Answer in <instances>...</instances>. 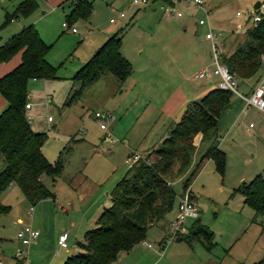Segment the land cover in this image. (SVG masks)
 <instances>
[{"label":"rangeland","instance_id":"rangeland-1","mask_svg":"<svg viewBox=\"0 0 264 264\" xmlns=\"http://www.w3.org/2000/svg\"><path fill=\"white\" fill-rule=\"evenodd\" d=\"M19 1L0 0V44L22 27L33 24L49 45L46 59L55 67L56 76L28 84L32 107L25 112L30 116V126L47 134L43 154L51 162L60 155L63 171L53 186L51 178L42 179L48 188L54 189L55 198L30 204L14 183L0 192V203L9 206L6 213L0 214V257L5 255L10 264H16L12 258L14 250L22 248L28 264H60L79 250L77 242L87 229L95 226L100 208L110 205L108 194L132 165L125 142L132 146V142L144 139L143 142L156 146L158 136L165 138L180 120L184 108L215 87L218 77L209 76L212 85L206 83L209 77L194 78L200 69L213 65L210 40L204 36L208 24L197 23L199 12L188 2L180 4L182 14L177 16L175 11L165 12L153 1L143 5L132 0H88L90 15L62 27L67 21L68 7L36 0L34 11L3 24L5 14L11 15ZM256 1L224 0L220 12L210 11L211 27L216 14L224 21L222 25H213L221 32V55L229 54L244 39ZM120 13L124 16L119 17ZM200 16L204 17V13L200 12ZM110 18H115V22H109ZM71 27L76 31L72 32ZM114 33L120 34L119 51L129 62V75L119 81L105 71L82 86L74 73ZM256 79H251L250 84H255ZM194 89L200 92L192 94L182 108L167 114L180 102L181 92ZM72 96L75 97L69 101ZM231 100L235 107L222 114L217 127L219 142L227 153L223 172H217L213 160L206 159L185 187L183 175L169 179L178 195L189 187L191 194L197 196L198 222L212 232L211 246L203 241L205 233L197 228L187 230L192 233L190 243L166 239L167 226L176 215L177 199L161 220L148 227L144 239L120 252L112 264H258L263 259L264 214H256L244 204L236 188L257 173L264 179V112L245 108L235 95ZM95 111L114 116L107 122V133L100 129ZM201 138L202 134L197 133L193 142H208ZM199 145L190 169L208 146ZM2 166L0 155V169ZM68 179L75 184L73 188L67 185ZM30 207L33 210L28 214ZM83 217L86 222L81 227ZM23 224L41 229L39 238L26 247L14 240ZM185 225L187 228V221ZM63 227L68 233V246L60 249L54 229ZM162 239L166 242L159 247ZM147 243L151 246L147 247Z\"/></svg>","mask_w":264,"mask_h":264},{"label":"trees","instance_id":"trees-1","mask_svg":"<svg viewBox=\"0 0 264 264\" xmlns=\"http://www.w3.org/2000/svg\"><path fill=\"white\" fill-rule=\"evenodd\" d=\"M62 4L68 6L67 25L79 18L86 19L91 13V2L88 0H65ZM36 8V0H21L11 15L5 14L3 24L19 15L27 16ZM244 35V39L229 54L221 56L223 64L243 84L258 78L263 68L264 16L255 25L250 23ZM120 40L119 33L108 36L73 77L84 86L107 71L115 79L123 81L130 73V65L119 51ZM48 49L49 45L39 36L33 24L22 27L0 44V62L21 52L20 62L0 76V95L6 101L0 111V155L3 160L0 192L14 183L33 205L53 196L42 177L54 180L63 170L60 155L51 162L41 152L47 134L32 129L25 112L29 81L56 76L55 67L46 59ZM231 95V92L215 86L199 100L190 102L160 144L133 162L127 173L115 183L109 194L110 205L103 207L95 226L83 233L82 240L77 242L79 250L60 264H112L120 252L128 251L142 241L148 227L174 207L179 195L169 182L170 178L183 175L182 186L185 187L206 159H212L216 171L222 173L225 153L218 147L217 121L229 105ZM74 97H70L69 101ZM197 133L202 134L201 139L208 140V146L190 169L191 158L196 151L193 138ZM236 191L242 195L243 203L256 214H264V179L260 173L247 182L243 181ZM8 210L9 206L0 203V214ZM196 224L197 229L205 233L203 241L210 246L212 232L199 222ZM261 227L264 231V225ZM189 233L178 234L175 238L189 242L192 239V233Z\"/></svg>","mask_w":264,"mask_h":264},{"label":"built area","instance_id":"built-area-1","mask_svg":"<svg viewBox=\"0 0 264 264\" xmlns=\"http://www.w3.org/2000/svg\"><path fill=\"white\" fill-rule=\"evenodd\" d=\"M149 1L152 0H132L134 4H147ZM190 3L192 4L199 12L197 16V23L198 24H208V29L204 33L206 39L210 40V49L209 54L212 60L213 67L210 68L208 66L200 69L197 73H195L194 78H208L210 75L218 76L217 86L223 90H227L238 97L241 102L245 106H252L261 111H264V63L263 68L261 70V76L258 81L254 84V86L248 92H242L238 89L239 81L235 78V76L227 69V67L223 64L221 60V53L223 47L219 40V32H216L212 29L209 25V14H210V7L209 2L210 0H164V4L162 6L163 11L165 12H173L177 16L182 14L181 9L179 7L180 4L184 5L183 3ZM178 5V7H177ZM200 12L204 13V17L200 16ZM239 12H237L238 14ZM123 16V13L119 14ZM264 16V0L261 2L259 6L258 12H254L253 15L250 17V23L255 25V23L260 20V18ZM110 22H114L115 18H110ZM63 26L67 27V23H62ZM71 30L74 31L75 28L71 27ZM263 57V56H261ZM30 102L25 103V108L30 107ZM94 118L99 120V127L102 130H106L107 122L112 121L114 116L109 112H101L95 111ZM28 121H30V116L27 117ZM47 120L50 121L51 117L48 116ZM131 159L132 162L138 160L139 153L131 152ZM129 157V156H128ZM32 207L29 208L28 213ZM199 216V207L195 202L194 198L191 197V191L189 187H187L179 196H178V204H177V212L174 219L168 224L167 226V234L166 239L172 240L178 234L184 233L186 230V221L189 219H195ZM39 231L37 229L32 228L29 224H23L19 230L16 232V238L18 239L20 245L22 247L28 246L32 241L36 239L38 236ZM67 236L68 233L63 231L58 239L57 243L59 247L65 248L67 247ZM147 246H151V244L147 243ZM2 251L0 250V254ZM13 259L19 264H28L26 257L24 256V251L22 248H16L13 253ZM0 264L3 262L0 260Z\"/></svg>","mask_w":264,"mask_h":264},{"label":"crops","instance_id":"crops-1","mask_svg":"<svg viewBox=\"0 0 264 264\" xmlns=\"http://www.w3.org/2000/svg\"><path fill=\"white\" fill-rule=\"evenodd\" d=\"M45 1H50V3L52 4V5H55V4H59L62 8L64 7V6H66V5H64V4H62L63 2H65V0H45ZM153 2H155V3H158V5L159 6H161V9H162V6H163V4H164V0H152ZM223 1L224 0H210V2H209V7H210V11L212 12V10H215V12L217 13V12H220V8H221V4L223 3ZM68 7V6H67ZM214 12V13H215ZM237 13V12H236ZM239 14V13H238ZM124 16V15H123ZM123 16H120L119 15V17H123ZM13 19H11L10 21H12ZM110 22V21H109ZM115 22V21H114ZM111 23H113V22H111ZM222 24H224V21H223V18H222V16H220L219 14H216V15H214V17H213V24H212V29L214 30V31H216V32H219V34H221V32L220 31H217V30H215L216 28H214L215 26H219V25H222ZM213 25H214V27H213ZM62 27H65V26H63L62 25ZM72 31V30H71ZM74 31H76V30H74ZM74 31H72V32H74ZM20 56H21V52L19 51V52H17V53H15L9 60H7V61H3V62H0V76H2L3 74H5L6 72H8L9 70H11L13 67H15L19 62H20ZM218 77V76H217ZM45 80H49V79H45ZM31 81H38V79H32V80H30V82H29V85H30V83H31ZM95 81V80H94ZM217 82H218V79H217ZM208 85L209 84H213V80L209 77V79H207V82H206ZM250 83V82H249ZM249 83H239V85H238V89L240 90V91H242V92H248L253 86H254V84H249ZM217 86V85H216ZM241 88L243 89V90H241ZM179 90V89H178ZM194 90H196V89H194ZM198 92H200V91H198V90H196V91H192V90H188V93H182L181 92V99H180V102L179 103H177L175 106H173L172 108H171V110H170V112L169 113H167V114H172L175 110H177V109H179V108H182V103L183 102H185L186 103V101L189 99L190 100V96H192V94H197ZM234 94H232L231 96H233ZM236 97V96H235ZM30 93L28 92V102H30L31 104H30V107L29 108H26V110L27 109H31V107H32V102L30 101ZM237 99H239L238 97H236ZM196 100V99H195ZM240 100V99H239ZM231 97H230V102H229V105L221 112V114H220V116H219V118L222 116V114L224 113V112H226V111H232L233 110V107H235L234 106V104H235V101H234V103L232 102L231 103ZM241 101V100H240ZM185 103H184V105H185ZM243 103V102H242ZM6 104V101H5V99L0 95V110L4 107V105ZM244 105V104H243ZM232 106V107H231ZM244 107L245 108H248V107H252V106H245L244 105ZM253 108H255V107H253ZM185 109V108H184ZM255 109H257V108H255ZM257 110H259V109H257ZM259 111H261V110H259ZM261 112H264V111H261ZM219 118H218V121H219ZM51 120H52V118H51ZM50 120V121H51ZM218 121H217V127H218ZM30 122V121H29ZM30 124V123H29ZM32 127V126H31ZM32 129H34V127H32ZM35 130V129H34ZM107 130H105V132H106ZM227 131H230V128L229 129H227L226 130V132ZM40 132H42V131H40ZM107 133V132H106ZM229 133V132H228ZM159 137V142L157 143V145L155 146V145H152V142L150 143V142H143L142 140H144V139H141V140H139L138 142H132V146H130V142H128V141H126L125 142V144H126V147H127V149H128V153H131L132 151H136V152H138L139 154H143L144 152H146V153H148L150 150H152L153 148H156L158 145H159V143L162 141V138L160 137V135L158 136ZM47 140V139H46ZM45 140V141H46ZM201 143H207V142H194V144H197L196 146H198V144H200L201 145ZM233 144H234V146H235V142H232ZM45 144V142L43 143V145ZM208 144V143H207ZM221 144H222V142H219L218 141V147L220 148V149H222V147H221ZM43 145L41 146V152H42V147H43ZM199 145V146H200ZM223 150V149H222ZM199 152V150L197 149L195 152ZM224 151V150H223ZM43 153V152H42ZM127 153V154H128ZM224 153H225V151H224ZM44 155V154H43ZM226 155H227V153L225 154V161H226ZM45 156V155H44ZM63 171V170H62ZM62 173V172H61ZM61 176V174L59 175V176H57L54 180H51V182H52V186L54 185V183H56L57 182V179L59 178ZM44 177V176H43ZM43 177H42V179H43ZM50 178V177H49ZM43 181V180H42ZM67 185L69 186V187H71V188H73L74 187V183L71 181V179H68V181H67ZM50 190H52V192H53V196L52 197H47V198H55V193H54V189H52V188H49ZM108 196H110L109 194H108ZM192 197L194 198V199H196L195 200V202L197 203V196H195V195H193L192 194ZM110 198V197H109ZM45 199V198H44ZM44 199H42V200H44ZM104 207V206H103ZM103 207L102 208H100V212H101V210L103 209ZM32 210H33V208H32ZM32 210L30 211V213L32 212ZM62 210H64V211H67V210H65V209H62ZM96 210H98V208H96L95 209V212H96ZM28 211H29V209L27 210V213H28ZM95 212L93 213V215L95 214ZM29 214V213H28ZM30 216H33L32 214L30 215ZM199 218V216L197 217V218H195V219H189V220H192V221H189L188 222V220H187V228H186V230H185V232L184 233H187V230L189 229L188 227L190 226V229L191 228H193V229H195V228H197V220H199L198 219ZM196 221V222H195ZM252 221H254V220H252ZM86 222V220H84V217H83V221L82 222H79V226H81L82 227V225H84V223ZM254 222H256V221H254ZM18 223H21V221H19L18 220ZM22 224V223H21ZM192 225V226H191ZM261 225V224H260ZM79 226H77V227H79ZM68 227H70V229H72L73 227L68 223ZM39 229V232H40V228H38ZM55 230V236H54V238L56 239L55 240V242H56V246L58 245V243H57V239H58V237H59V235L63 232V231H65V229H64V227H63V229L62 230H60L59 228H56V229H54ZM183 233V234H184ZM40 234H41V232L38 234V236L36 237V239L34 240V241H36L38 238H39V236H40ZM183 234H181L180 236H182ZM165 236H166V234H165ZM67 239H68V236H67ZM14 240L16 241V242H19L18 241V239L16 238V235H15V237H14ZM172 240H176V238H174V239H172ZM192 241V240H191ZM166 241L165 240H161L159 243H158V245H159V247H162L163 246V244L165 243ZM35 243V242H34ZM188 243H190V242H188ZM68 246V245H67ZM147 246V245H146ZM211 246V245H210ZM147 247H149V246H147ZM58 248H60V249H62V247H59V245H58ZM65 248H67V247H65ZM2 251V250H1ZM13 253V252H12ZM2 254V253H1ZM0 254V255H1ZM11 256H12V254H11ZM5 257V255H2V258H4ZM1 257H0V260L3 262V264H10V261L5 257L4 259H2ZM13 258V257H12ZM264 258V257H263ZM13 262L14 263H16L15 261H14V259H13ZM264 262V259H262L261 261H259V263L258 264H262ZM17 264V263H16ZM256 264V263H255Z\"/></svg>","mask_w":264,"mask_h":264},{"label":"water","instance_id":"water-1","mask_svg":"<svg viewBox=\"0 0 264 264\" xmlns=\"http://www.w3.org/2000/svg\"><path fill=\"white\" fill-rule=\"evenodd\" d=\"M261 2L259 0H257L254 4H253V10L258 9L260 6ZM200 98H197L196 100H199Z\"/></svg>","mask_w":264,"mask_h":264}]
</instances>
